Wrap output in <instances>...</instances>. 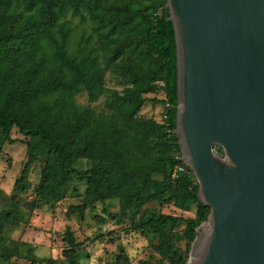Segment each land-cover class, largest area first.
I'll list each match as a JSON object with an SVG mask.
<instances>
[{
  "label": "trees",
  "instance_id": "trees-1",
  "mask_svg": "<svg viewBox=\"0 0 264 264\" xmlns=\"http://www.w3.org/2000/svg\"><path fill=\"white\" fill-rule=\"evenodd\" d=\"M68 10L90 22V31L75 42L73 26L63 18ZM109 71L122 88L106 85ZM177 77L175 27L167 0H0V130L11 143L18 141L10 134L13 125L30 137L15 189H29V171L41 151L46 161L36 201L60 200L77 175L88 182L85 204L119 198L121 212H109L115 219H133L152 199L174 200L185 209L194 203L195 216L160 212L133 220L134 229L157 240L154 248L161 259L154 264H186L189 255L177 251V241L184 236L192 245L211 207L199 198V183L188 165L173 176L181 162L175 132ZM81 88L90 101L104 94V108L81 107ZM159 88L164 96L156 95ZM147 100L171 103L169 126L160 115H140ZM79 158L91 159L92 165L74 167ZM11 215L0 211V236ZM182 223L180 234L175 228ZM64 239L69 246L63 253L71 264L82 242L70 228ZM2 249L0 245L2 264H12L17 252ZM27 251L31 264H58L54 257L37 258L31 248ZM116 260L127 262L129 256L121 251Z\"/></svg>",
  "mask_w": 264,
  "mask_h": 264
},
{
  "label": "water",
  "instance_id": "water-1",
  "mask_svg": "<svg viewBox=\"0 0 264 264\" xmlns=\"http://www.w3.org/2000/svg\"><path fill=\"white\" fill-rule=\"evenodd\" d=\"M167 5L180 156L211 207L186 264H264V0Z\"/></svg>",
  "mask_w": 264,
  "mask_h": 264
},
{
  "label": "rangeland",
  "instance_id": "rangeland-1",
  "mask_svg": "<svg viewBox=\"0 0 264 264\" xmlns=\"http://www.w3.org/2000/svg\"><path fill=\"white\" fill-rule=\"evenodd\" d=\"M63 18L68 19L73 26V42L83 33L90 31V22L70 10ZM106 85L122 88L118 76L111 71L107 73ZM156 95L161 97L165 92L159 88ZM77 100L81 107L93 105L101 109L104 108L105 95H101L96 101H90L86 90L81 88L77 92ZM163 107L162 103L147 100L140 110V115L159 118ZM10 134L18 141L9 142L0 130V144L3 148L0 153V211L12 212L0 236V245L4 248L2 250L10 254L17 252L10 258L12 264H31L32 260L27 251L29 248L37 258L51 256L57 259L58 264H70V259L63 253L64 248L69 246L64 239V234L69 228L76 239L82 242V249L76 253L71 264H141L143 260L154 264L161 259V255L154 248L157 240L152 235L134 229L133 220L137 222L150 214L160 212L184 217L196 214L194 203L185 209L178 206L174 200L162 202L159 199H152L143 205L133 219L131 217L115 219L109 212H121L119 198L85 204L88 182L87 179H81L77 175L71 180L68 192L60 200L36 201V187L46 155L41 151L36 152L37 159L29 171V189L16 190L15 179L28 158L25 140L30 137L23 134L16 125H13ZM91 165L92 160L87 158H79L74 163L76 168H87ZM71 206L75 207L71 210ZM184 228L185 223H182L175 229L182 234ZM191 246L186 237L180 236L176 248L179 253L184 256L189 255L190 258ZM121 251L127 253L129 261L116 260V254ZM2 262L0 258V264Z\"/></svg>",
  "mask_w": 264,
  "mask_h": 264
},
{
  "label": "built area",
  "instance_id": "built-area-1",
  "mask_svg": "<svg viewBox=\"0 0 264 264\" xmlns=\"http://www.w3.org/2000/svg\"><path fill=\"white\" fill-rule=\"evenodd\" d=\"M171 106V103L169 101H166L163 107V111L160 113V118L163 119L166 123L167 126H169V121H168V111L167 109ZM169 129V128H168ZM181 162H179L173 171V176H176L179 172L184 171L187 167V164L182 161L181 156H179Z\"/></svg>",
  "mask_w": 264,
  "mask_h": 264
}]
</instances>
